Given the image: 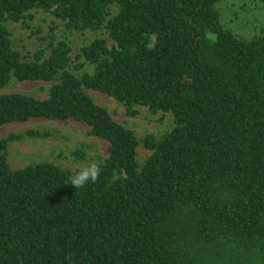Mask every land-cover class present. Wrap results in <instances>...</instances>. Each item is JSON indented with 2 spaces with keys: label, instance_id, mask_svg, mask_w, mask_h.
I'll use <instances>...</instances> for the list:
<instances>
[{
  "label": "trees",
  "instance_id": "obj_1",
  "mask_svg": "<svg viewBox=\"0 0 264 264\" xmlns=\"http://www.w3.org/2000/svg\"><path fill=\"white\" fill-rule=\"evenodd\" d=\"M224 1L0 0V90L53 83L46 98L0 93V126L75 119L109 142L97 181L76 188L87 167L9 164L10 141L48 133L0 136V264H264V23L241 34ZM35 9L104 36L74 57L54 25L24 54L8 22L29 28ZM90 89L173 125L139 139Z\"/></svg>",
  "mask_w": 264,
  "mask_h": 264
},
{
  "label": "rangeland",
  "instance_id": "obj_2",
  "mask_svg": "<svg viewBox=\"0 0 264 264\" xmlns=\"http://www.w3.org/2000/svg\"><path fill=\"white\" fill-rule=\"evenodd\" d=\"M225 16L230 24L241 34H251L255 24L264 23V0H225L223 3ZM33 20L31 27L27 28L23 22H8L12 33L15 47L24 54L39 49L45 41L41 37L47 35L52 26L58 25L59 36H67L73 47V55L76 57L79 47L85 42L98 36H104L99 32L69 31L64 24L55 19L51 13L40 9L31 11ZM82 61V60H80ZM87 69H90L87 66ZM52 82L44 81H12L0 93L25 92L38 98H46ZM88 92L94 100L105 106L114 118L136 132L139 139L148 134L159 137L173 125L171 113H151L147 107H141L138 116H129L126 108L115 98L97 90L90 89ZM90 127L78 120H50L34 118L26 122H13L0 126V136L8 137L10 134H24L29 130H38L48 133V136H25L21 140L9 142L8 162L13 168L24 167L38 162H51L70 170L88 167L92 163H98L108 155L109 142L89 134ZM83 148L85 158L77 159L72 154ZM151 153L142 145L138 148L140 163Z\"/></svg>",
  "mask_w": 264,
  "mask_h": 264
},
{
  "label": "clouds",
  "instance_id": "obj_3",
  "mask_svg": "<svg viewBox=\"0 0 264 264\" xmlns=\"http://www.w3.org/2000/svg\"><path fill=\"white\" fill-rule=\"evenodd\" d=\"M100 172V167L96 163H92L89 167L72 176L69 182L76 188L83 187L89 182L95 183L99 178Z\"/></svg>",
  "mask_w": 264,
  "mask_h": 264
}]
</instances>
